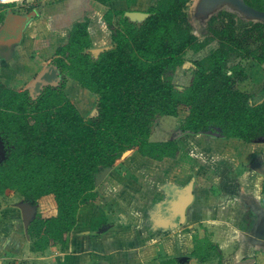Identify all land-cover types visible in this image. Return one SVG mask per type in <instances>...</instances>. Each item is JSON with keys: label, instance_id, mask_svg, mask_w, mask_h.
<instances>
[{"label": "trees", "instance_id": "obj_1", "mask_svg": "<svg viewBox=\"0 0 264 264\" xmlns=\"http://www.w3.org/2000/svg\"><path fill=\"white\" fill-rule=\"evenodd\" d=\"M92 1L104 6L131 0ZM191 1L157 0L140 24L130 22L123 11L107 10L102 19L111 45L97 57L89 53V20L75 23L52 59L62 82L44 87L37 96L0 83V141L5 151L0 196L14 194L31 206L53 211L49 216L36 214L28 225L33 252L65 246L79 209L98 201L96 174L116 166L126 152L154 161L176 158L175 140H150L158 118L186 113L181 133L264 143V101L252 104L250 96L235 87L247 76L244 68L228 67L236 58L264 62V24L236 23L221 12L209 18L200 41L187 18ZM243 1L264 11V0ZM7 15L15 16L13 11L0 13V23H6ZM35 16L17 15L14 22L25 25ZM211 43L214 49L190 62L188 85L176 87L174 75L185 64L184 57L201 53ZM67 79L97 98L94 116L84 118L67 98ZM194 255L202 258L199 245Z\"/></svg>", "mask_w": 264, "mask_h": 264}, {"label": "crops", "instance_id": "obj_2", "mask_svg": "<svg viewBox=\"0 0 264 264\" xmlns=\"http://www.w3.org/2000/svg\"><path fill=\"white\" fill-rule=\"evenodd\" d=\"M156 1L146 3L142 0H131L129 4L112 1L103 6L92 0H62L48 5L41 13H36L37 17L31 19L27 25L14 22L15 16L21 17L23 12H13L15 16L7 15L4 20L6 23H0V83L11 89L27 90L48 63L52 64L55 50L67 42L72 26L84 19L89 20L88 31L92 42L90 50L110 48V32L102 19L103 14L107 10L123 11L124 14L146 13ZM30 9L33 8L24 11ZM5 11L7 10L0 9V13ZM43 40L48 44L55 43L50 50L53 57H22L28 42H31L36 50H41ZM5 49L7 55L3 54ZM93 56L97 57V54ZM51 83L49 81L47 84L53 86ZM40 87V83H35L32 87L34 96L38 95ZM71 87L83 91L77 83L67 79L65 95ZM217 142L222 146L224 154L222 161H219L224 166L217 167L220 168L221 178H216L217 169L214 172V168L209 166L208 172L206 169L201 171L206 175L203 183L217 187L219 183L223 184L222 198L226 201L227 198L230 199L226 194L233 195V198L241 193L252 195L245 201L238 199L235 203L227 201L228 203L224 204L220 193L215 194L210 188L197 189L196 182L199 181L196 179L199 171L195 170V162L191 156L186 155L184 147L180 148L178 145L176 158H164L162 161H154L142 157L136 151H129L116 166L102 169L96 174L98 201L79 209L76 225L66 235L63 248L53 246L44 252H33L27 231L23 232L22 228L20 230L17 227L15 216L17 213L20 215L18 209H8L10 218L3 220L0 216V261L6 247L15 264H213V261L214 264H256L252 259V249L257 251L261 248L264 251V247H259L257 236L241 233L231 237L237 245L227 241L225 237L213 243L205 236L197 237L194 229L196 223L231 225L236 222L234 220L241 222L250 217L248 209L243 214H239L241 210L230 214L224 207L240 205L242 208L243 204L261 206L262 201L260 202V198L254 194L258 186L251 189L253 181L256 180V167L249 168L243 175V172H240V166L245 164L241 160L246 156L249 144L222 137H216L208 144ZM192 149L194 148H189L190 151ZM208 151L212 153L213 148L210 147ZM228 157L234 159H227ZM257 158L256 154L255 160ZM180 161L182 167L179 165ZM208 164H213L212 160H209ZM188 184H192L193 199L185 211L186 224L180 228L174 226L177 218L178 222L180 219L173 212L166 215L169 221L160 220L159 207L167 199H171L172 203L178 201ZM3 197L0 196V200ZM0 212L2 213L1 210ZM6 221H10L11 230L5 231L7 225H1L7 223ZM196 245L202 250V258H196L194 255ZM244 249L251 250L249 255L243 256ZM183 256L188 258L185 263L181 262L184 260L181 259Z\"/></svg>", "mask_w": 264, "mask_h": 264}, {"label": "rangeland", "instance_id": "obj_3", "mask_svg": "<svg viewBox=\"0 0 264 264\" xmlns=\"http://www.w3.org/2000/svg\"><path fill=\"white\" fill-rule=\"evenodd\" d=\"M62 0H16L13 3H7V4H0V9H5L8 12L13 11V12H23L21 15H26L27 13H41L44 8H46L50 4H55L57 2H60ZM147 2H150L151 0H142ZM154 1V0H153ZM198 1V0H197ZM196 0H192L189 2L186 6V13H187V18L188 21L191 25L192 28V34L195 35L200 41L203 40L204 36L206 35V26L207 22L209 20L208 15H204L203 13H197L196 12ZM92 5V4H90ZM33 8L30 10L29 9ZM225 12L229 16L233 18V20L238 23L239 21H242L244 23H249L247 20L243 19L239 14L235 11H230L227 9L225 6L220 7L217 11H214L212 16H217L219 13ZM37 15L35 16V18ZM27 25V24H26ZM43 46L41 50H36V47L31 44V42H28V46L24 48L23 51V56L22 57H53L51 54L50 50L54 47L55 43L48 44L46 40H43ZM30 44V45H29ZM36 44V41H35ZM38 45V44H36ZM53 46V47H52ZM216 46L215 43H211L208 45L201 53L197 55H193L188 53L184 59H185V64L184 67H180L176 70L175 75H174V85L178 88H182L188 85L191 74L188 68L190 67V62L194 61L196 59H199L203 56H205L207 53H209L212 49H214ZM42 51V52H39ZM5 55H7V50L5 49L4 51ZM239 64L244 68V71L246 73V78L240 82H237L235 87L248 94L251 98L252 104H258L262 101H264V62L262 64L256 63L254 60H241L239 58L233 59L229 62L228 67H231L233 65ZM52 65L51 63H48V67ZM43 79L48 83L49 81L52 82L51 84L53 87L60 85V83L63 80V77L61 75H58L55 71H53L51 68L44 74ZM67 82V80H66ZM66 84V83H65ZM37 93V92H36ZM67 97L73 102V104L77 107L79 112L84 118H90L96 114L97 111V98L87 92L86 90L83 89V91L77 87H71L67 89L66 92ZM186 116V113H180L178 117L172 118V117H162L158 118L153 126H152V132L150 135V140L151 141H164V140H175L176 144L180 146V148L184 147L186 152V155H189L191 159L194 160V167L197 172V179L199 182H196V188L197 189H208L210 188L211 191L215 194H219L221 198L224 196L223 190H224V185L219 183V187L213 185V184H206L203 183V178L206 177V175L201 172L202 170L206 169V171H209V166L211 168H214V172L216 171L217 167H222L224 166L223 163H220L219 161H222L224 154L222 149V146H219L218 143H209L210 141L215 140V136L209 135V134H197V135H191L188 133H181L180 132V125L182 124L184 118ZM207 140V141H206ZM227 140V139H226ZM223 141V140H222ZM181 143V144H180ZM223 143V142H222ZM243 143V142H242ZM207 146V147H206ZM213 148V152L209 153L208 149ZM189 148H194L191 151ZM5 152V151H4ZM246 156L244 159L241 161H244V165L242 164L240 166V172L242 175L251 167H256V170L254 171L256 175V180L253 181L254 185L251 186V189L256 190L254 194L260 198L261 206H257L256 204L251 205H246L243 204L244 207L240 208L239 206H233V207H227L224 209L226 212L232 214V213H238L239 210H241V213L243 214L246 212V209H248V215L250 216L249 218L244 219L243 221L240 222V220H234L236 221L235 223L231 225H223V224H218V223H211V224H206V223H196L194 224V229L196 232L197 237L199 236H205L208 239H211L213 243H216V241H219L221 238L225 237L227 241H231V237L233 236H238L241 233H247V234H252L253 237L257 238L259 247H264V195L262 194V188L264 186V143H252L248 145V149L245 152ZM185 154V153H184ZM257 154L258 158L255 160V155ZM209 156V157H208ZM252 158V159H251ZM227 159H234L232 157H228ZM212 160L213 164H208V161ZM186 161V159L184 160ZM220 163V164H219ZM180 167H182V162L180 161L179 163ZM220 169V168H219ZM217 169L218 175H216V178L220 180V170ZM222 169V168H221ZM206 172V173H207ZM213 177V175H211ZM245 181V179H244ZM260 188V189H259ZM258 191V192H257ZM151 193V191H150ZM230 199L227 198V201L230 203H233L235 200L240 199L241 201H245L247 198L252 197V195H244L241 193L240 195H237L236 197L233 198V195H229ZM0 201V207L1 211L0 216L3 220H7L10 218L9 212H7L8 209L11 208H16L15 205L21 202V198L11 194L9 196L3 197ZM225 199L222 198V202H227ZM227 202V203H228ZM174 203V202H173ZM171 199H167L165 203L159 207V219L162 221H169V219L166 217V215H170L171 212H173V205ZM235 203V202H234ZM237 204V202H236ZM154 207V206H153ZM18 209V208H16ZM237 209V210H236ZM4 211V212H3ZM20 215L21 212L18 209ZM31 214L33 212L34 214L41 213L44 216H49L53 214L52 210H43L40 206H34L32 210H28ZM174 213V212H173ZM16 214V213H13ZM18 213L15 216L16 220L18 221V228L20 230L23 229V232L25 231V227L23 224L22 217ZM178 216V215H177ZM179 217V216H178ZM240 218V217H238ZM21 220V221H20ZM186 222V218L184 220ZM7 223H1V225H7L6 227L9 228H4L5 231L11 230V224L10 221H6ZM180 223L178 222V218L176 222L174 223V226H177V228H180L184 226L186 223ZM161 224V223H159ZM239 224V225H237ZM9 225V226H8ZM204 225H206L204 227ZM22 228V229H21ZM193 228V225L192 227ZM175 229V227H173ZM5 234H9L8 232ZM3 234V235H5ZM234 240V239H233ZM234 244H236L234 242ZM237 245V244H236ZM237 247V246H236ZM5 250L2 253V262L0 261L1 264H15V260H12V255L6 247H4ZM251 250L244 249L243 250V256L249 255ZM253 251V261H255L256 264H264V251L260 248L259 250ZM231 255H228L230 257ZM182 263L187 262L188 258L186 259V256L181 257ZM233 260V259H232ZM215 261L211 262L214 264ZM187 264V263H186Z\"/></svg>", "mask_w": 264, "mask_h": 264}, {"label": "water", "instance_id": "obj_4", "mask_svg": "<svg viewBox=\"0 0 264 264\" xmlns=\"http://www.w3.org/2000/svg\"><path fill=\"white\" fill-rule=\"evenodd\" d=\"M16 0H0V4H7V3H13ZM219 5H226L231 7L233 10H235L243 19L247 20L248 22L252 23H262L264 24V11L257 10L255 8L250 7L247 5L243 0H198L196 4V12L197 13H203L204 15H208L210 18V14H212ZM124 16L132 23L142 22L147 17V13H125ZM107 49H98V50H89V53L92 55H98L102 51ZM51 68L53 71H55L58 75L59 72L56 69L55 66L50 65V67H46L42 73L34 79L28 86L27 91L29 92L30 96L33 97L32 87L35 85V83H40L41 87L39 88L40 91H42L43 87L49 86L50 84H47L46 81H44L43 76L44 74ZM39 91V92H40ZM39 94V93H38ZM213 136L220 138L221 136L218 134H213ZM5 159V152L3 149L2 142L0 141V163ZM264 171V169H263ZM98 183L95 181V184ZM193 199V192H192V184H188L184 189V194L181 196V198L174 202L173 205V212L176 213L179 216L180 223H183L185 220V211L187 207L191 204ZM16 208H18L21 212V217L23 220V224L25 227V232L27 231L28 225L30 221L34 218L36 214L33 212H30L28 210H32L34 206L29 205L27 202L23 201L21 199V202L15 205ZM1 264V263H0Z\"/></svg>", "mask_w": 264, "mask_h": 264}, {"label": "bare ground", "instance_id": "obj_5", "mask_svg": "<svg viewBox=\"0 0 264 264\" xmlns=\"http://www.w3.org/2000/svg\"><path fill=\"white\" fill-rule=\"evenodd\" d=\"M197 1V0H196ZM198 2V1H197ZM223 6H225L227 9H229L230 11H235V10H233L231 7H229V6H226V5H219L215 10H218L220 7H223ZM236 12V11H235ZM240 16V15H239Z\"/></svg>", "mask_w": 264, "mask_h": 264}]
</instances>
